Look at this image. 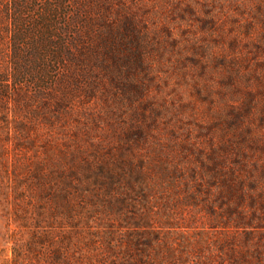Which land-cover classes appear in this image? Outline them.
I'll use <instances>...</instances> for the list:
<instances>
[{
  "label": "rangeland",
  "instance_id": "obj_1",
  "mask_svg": "<svg viewBox=\"0 0 264 264\" xmlns=\"http://www.w3.org/2000/svg\"><path fill=\"white\" fill-rule=\"evenodd\" d=\"M20 1L0 0V264H264V0H86L83 62L39 48L15 76V13L63 21Z\"/></svg>",
  "mask_w": 264,
  "mask_h": 264
},
{
  "label": "trees",
  "instance_id": "obj_2",
  "mask_svg": "<svg viewBox=\"0 0 264 264\" xmlns=\"http://www.w3.org/2000/svg\"><path fill=\"white\" fill-rule=\"evenodd\" d=\"M13 4V5H12ZM11 7L8 12L10 14L14 11H20L22 7L28 5L27 2L21 3L20 0H13L10 3ZM47 10L52 11V14L55 15V11L58 12L59 17L63 19L59 23L60 26L51 24V21L44 16H39L37 21L44 19L46 25L44 33L39 37L38 34L32 32V29H35V23L31 24V28L23 27V23L20 22L19 18L16 15V20L13 25V29H10V35L13 36L10 41V60L11 63L18 67L15 76H20L21 74L26 73V61L31 62L35 54V50L41 48L42 50L50 54L51 49H54L55 61L60 64L62 62L65 65L71 66L74 63H80L84 60L85 50H86V37L89 36L91 32L85 28L87 21L84 19V13L87 12L86 0H73L72 6L73 10H68L67 0H56L54 5L52 3L46 4ZM51 16V14H48ZM16 27H18L16 29ZM41 27V25H40ZM55 31L59 34L55 35ZM31 50L30 58L27 60V55H24L23 51ZM36 55V54H35ZM23 69H22V68ZM71 68V78L75 77ZM43 77V76H42Z\"/></svg>",
  "mask_w": 264,
  "mask_h": 264
}]
</instances>
